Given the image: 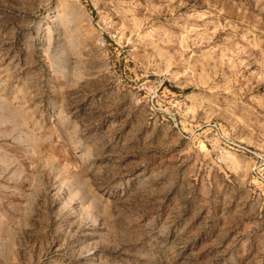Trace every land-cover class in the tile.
Returning <instances> with one entry per match:
<instances>
[{"label": "rangeland", "instance_id": "1", "mask_svg": "<svg viewBox=\"0 0 264 264\" xmlns=\"http://www.w3.org/2000/svg\"><path fill=\"white\" fill-rule=\"evenodd\" d=\"M211 122L264 157V0H0V264H264Z\"/></svg>", "mask_w": 264, "mask_h": 264}, {"label": "built area", "instance_id": "2", "mask_svg": "<svg viewBox=\"0 0 264 264\" xmlns=\"http://www.w3.org/2000/svg\"><path fill=\"white\" fill-rule=\"evenodd\" d=\"M204 128L210 132H217L219 139L227 151H233L235 153L243 154L254 160L253 177L255 175H261L264 170V157L258 151L248 147L247 145L227 137L224 135L222 127L217 122L208 123Z\"/></svg>", "mask_w": 264, "mask_h": 264}, {"label": "trees", "instance_id": "3", "mask_svg": "<svg viewBox=\"0 0 264 264\" xmlns=\"http://www.w3.org/2000/svg\"><path fill=\"white\" fill-rule=\"evenodd\" d=\"M190 91H186V93H189Z\"/></svg>", "mask_w": 264, "mask_h": 264}, {"label": "bare ground", "instance_id": "4", "mask_svg": "<svg viewBox=\"0 0 264 264\" xmlns=\"http://www.w3.org/2000/svg\"><path fill=\"white\" fill-rule=\"evenodd\" d=\"M92 175V174H91Z\"/></svg>", "mask_w": 264, "mask_h": 264}]
</instances>
